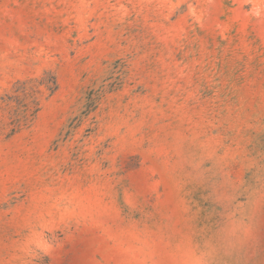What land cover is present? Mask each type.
Listing matches in <instances>:
<instances>
[{"label":"rangeland","instance_id":"374dc122","mask_svg":"<svg viewBox=\"0 0 264 264\" xmlns=\"http://www.w3.org/2000/svg\"><path fill=\"white\" fill-rule=\"evenodd\" d=\"M0 264H264V0H0Z\"/></svg>","mask_w":264,"mask_h":264}]
</instances>
